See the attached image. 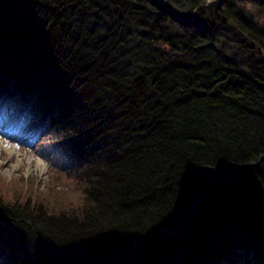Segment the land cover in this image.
Wrapping results in <instances>:
<instances>
[{
	"label": "trees",
	"instance_id": "obj_1",
	"mask_svg": "<svg viewBox=\"0 0 264 264\" xmlns=\"http://www.w3.org/2000/svg\"><path fill=\"white\" fill-rule=\"evenodd\" d=\"M161 1L0 0L3 131L83 185H0L9 264H264V0Z\"/></svg>",
	"mask_w": 264,
	"mask_h": 264
},
{
	"label": "rangeland",
	"instance_id": "obj_2",
	"mask_svg": "<svg viewBox=\"0 0 264 264\" xmlns=\"http://www.w3.org/2000/svg\"><path fill=\"white\" fill-rule=\"evenodd\" d=\"M22 129L6 134L0 128V185L2 191L12 196L13 204L18 202L32 207L42 205L43 203L40 202L42 200L49 204L48 207L52 212L56 210L54 206L64 205L66 201L74 203L77 197L79 198L83 185L76 182L78 180L65 177L58 167L62 161H59L55 154L47 155L50 161L41 159L42 154L45 153L38 147L41 136L26 141ZM37 200L38 204H34ZM0 264H5L1 255Z\"/></svg>",
	"mask_w": 264,
	"mask_h": 264
},
{
	"label": "water",
	"instance_id": "obj_3",
	"mask_svg": "<svg viewBox=\"0 0 264 264\" xmlns=\"http://www.w3.org/2000/svg\"><path fill=\"white\" fill-rule=\"evenodd\" d=\"M215 1H218V0H207V2H205L202 5V7L208 6L209 4L214 3ZM166 2H167V0H162L161 1V7H162V9H164V10H170L171 11V9L166 6ZM194 15H195V12H193L192 18L190 20H192L194 18ZM190 20H187V22H190Z\"/></svg>",
	"mask_w": 264,
	"mask_h": 264
}]
</instances>
